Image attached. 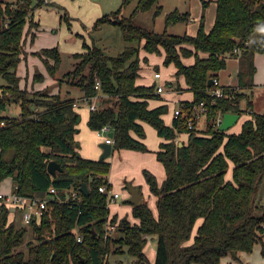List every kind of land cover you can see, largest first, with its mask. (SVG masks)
Returning a JSON list of instances; mask_svg holds the SVG:
<instances>
[{"label":"trees","instance_id":"trees-1","mask_svg":"<svg viewBox=\"0 0 264 264\" xmlns=\"http://www.w3.org/2000/svg\"><path fill=\"white\" fill-rule=\"evenodd\" d=\"M130 1L123 0L122 6ZM200 1L205 8L207 2ZM158 2L138 0L127 18L120 16V10L97 18L92 30L104 24L117 26L128 45L111 57L83 42V52L73 54V70L65 74L83 98L100 96L87 126L91 131L109 126L113 151H148L141 141L145 133L140 122L152 126L164 140L155 152L165 171L164 181L159 185L153 175L146 174L149 191L156 198V215L146 201H140L131 205L132 216L138 220L132 224L127 217H110L108 197L99 191L102 186L111 189L109 162L78 153L76 101L21 86L17 69L24 36L36 27L31 17L43 1L9 4L0 0V79L4 81L0 84V186L11 179L14 193L38 198L49 197V189H55L47 212L29 225L34 241L27 243L26 252L19 248L27 228L10 221V209L0 203V264H107L110 253L124 252L136 264H151L145 253L151 236L157 238L153 264H231L224 259L239 262L243 253H251L258 244L264 254V195L259 196L264 184V115L253 111L245 93L254 87V56L264 54V0H215L211 30L205 31L202 16L194 36L171 35L166 30L155 33L134 23L136 13L154 6L155 16L160 14ZM188 15L171 12L166 23L187 21ZM142 51L163 56V65L176 70L175 90L193 96L191 102H181V112L171 125L162 118L167 105L149 108V100L160 99L156 85L137 84L142 63L149 62L141 57ZM34 55L50 75L59 69L57 47ZM229 57L238 59L237 89L221 87L222 96L214 97L213 80ZM189 58L193 63L186 65L183 59ZM35 76V81H42L37 80L41 75ZM180 77L186 89L180 87ZM243 100H247L245 109L240 108ZM200 103L208 110L205 126L198 129L194 122L189 129L192 109ZM12 106L19 115H12ZM247 112L251 119L241 124L238 133L218 130L216 120L222 114ZM182 135L187 136L186 142ZM51 161L62 171L50 174ZM229 171L231 178L226 179ZM82 183L88 193H80L76 202L68 200L70 191H79ZM108 224L115 229L106 236Z\"/></svg>","mask_w":264,"mask_h":264},{"label":"rangeland","instance_id":"rangeland-1","mask_svg":"<svg viewBox=\"0 0 264 264\" xmlns=\"http://www.w3.org/2000/svg\"><path fill=\"white\" fill-rule=\"evenodd\" d=\"M3 1L9 4L17 2V0ZM36 1L37 0H32V2ZM54 2L56 4L51 6L52 9L48 8L46 10V8L40 7L42 9H38L39 12H37L35 17H39L41 19V17L46 18V15L50 14H53L54 16V24L49 25L50 21H46L45 23L41 21L40 25L50 27L48 29L49 36H43V40L46 45L52 46L50 48H58L61 58L59 69L55 72L53 76L50 75L47 72L41 58H39L37 55H34V53H36L34 52L32 53V56L29 57V60L27 62L24 61L23 67L19 71V77L21 80L22 87H26L29 91H31V89H34V86L37 83H40L37 88L44 86V89L46 91L60 93L62 98L73 99L76 101L75 103H78V105H80L78 107L79 109H77V113L79 114L80 120L77 125L76 133L78 134L75 135V141L79 146L78 153L82 155L83 158H85L87 154L89 155L94 153V151H92L94 146L98 145L99 147V144L104 142L105 136L102 133H100V136H97V132L99 131H91L88 128L86 119L89 115L88 104L83 101V94L81 90L78 87L73 86L69 82H67L68 78L65 77V74L72 71L74 68L75 59L73 58V54L79 53L78 51H81L82 49L83 41L82 36L80 35H84L85 43L91 45L94 44L96 47L101 48L108 56L115 57L123 51L124 47L128 44L123 40L121 31L117 26H113L111 24H104L96 30H92L91 28L97 18L103 15H109L113 12H117L118 10H120V16L126 18L130 17L136 9L138 0H131L125 6H122L123 0H55ZM158 6H161L160 14L155 16L156 7L154 6L146 12L136 13L133 16L134 23L140 26L141 28H144L148 31H153L155 33H162L166 30L171 35H183L186 34L185 31L190 29V27H195L194 25H187L190 24L188 23L189 20L170 24L166 23L167 14L174 11L179 12V10L186 11L180 13H188V18L190 17V15H193V11L199 13L202 10L201 17L203 16V23H205L204 21L206 16L204 17L203 11L206 10V8H203L202 2L200 0H159ZM91 19L93 20L90 23ZM86 29L89 30L86 35L81 34V32L79 31L82 30L86 32ZM151 59L152 62L149 61V63H151L149 65L142 63L141 71L139 72L138 82L139 84L144 86H150L153 84L163 85L164 93L160 95V99L169 97L171 92H173L177 86L174 75V79H171L170 77L173 66L163 65V56L152 54ZM156 67H158L159 72L162 75V78L158 79V81H155L153 79V74L157 70ZM35 75H41L43 79L37 80L42 81H35ZM0 84H4V81L2 79H0ZM27 85L30 86L28 87ZM186 93L188 92L183 91L177 94L180 99H185L187 97V95H185ZM263 95L264 94L262 91V87L257 86V89L254 90V94L252 96V104H254L255 111H257L256 113L262 115H264ZM246 106L247 104H245V107ZM14 108L16 107L12 106V115H19L17 109L14 110ZM244 116H246V113H243L238 122L231 127V130L233 132L239 130L241 122L244 121ZM250 119L251 115L248 120ZM164 121H166V119ZM204 126L205 121L204 118H202L197 123V128L203 129ZM143 127L145 133L144 144L148 149L147 152L129 150L130 152L125 153L129 154V157L126 159V162H124L125 156L123 153H121L122 150H119L114 151V153L107 159V162H109L110 164L108 180L112 182L111 184L114 191H127L126 188L128 184L136 185V181L139 180L142 181V183L139 184L144 185L145 182H147V173H150L156 179L155 174L157 173H155L153 170L155 169V166L161 169V165L159 164V162L156 161L153 152L155 138H158L157 132L152 126L147 123H145ZM86 159L93 160V158L91 157H86ZM229 173L230 171L227 173V175ZM8 182L9 181H7L5 185L7 188L4 187L5 191L9 187ZM263 195L264 184L262 185L259 192V196ZM122 200L123 199L119 200L116 205L113 204L112 209L114 211L124 212L123 209L130 207V204L123 203ZM144 201L148 202V207L155 213L156 202H153V200L149 197H146V195H144ZM256 213L260 214V212ZM13 215L15 217V223L18 226H23L27 228V233L25 235V243L19 248L20 251L26 252L27 243L34 241L33 232L31 231L29 226L23 224L21 219V211H16L13 213ZM128 221L130 222V220ZM156 239V236L149 237L148 244L145 248V253L150 260L155 255ZM152 249H154V255ZM107 258V264H136L134 258L126 252L117 254L110 253ZM223 262H229L231 264H264V254L262 253V247L260 244H258L254 246L251 253H243L240 256L239 262H236L235 260L229 258L224 259Z\"/></svg>","mask_w":264,"mask_h":264},{"label":"crops","instance_id":"crops-1","mask_svg":"<svg viewBox=\"0 0 264 264\" xmlns=\"http://www.w3.org/2000/svg\"><path fill=\"white\" fill-rule=\"evenodd\" d=\"M43 1V5H41V6H39L38 8H36L35 9V11H33V14H32V17H31V19H32V22L34 23V24H36V27H34V28H32L31 30H30V32L28 33V35H25L24 36V45H23V51H24V54L22 55V60H21V62H20V64L18 65V71H17V74H18V76H19V71H20V69L23 67V63H24V61H28L29 60V57H31L32 56V53H34V52H37V51H39V50H41V49H44V48H50V47H52L51 45H46L45 43H44V40H43V36H45V35H47V36H49V32H48V29L50 28V27H46V26H41L40 25V23H41V21L42 22H46V21H50V23H49V25H52V24H54L53 23V18H54V16H53V14H50V15H46V18L45 17H41V19L39 18V17H35L36 16V14H37V12H39V10L38 9H42V8H40V7H43V8H46V10L48 9V8H50V9H52V7L51 6H53L54 4H56L54 1L55 0H42ZM206 2H207V6L205 7L206 8V10H204L203 11V15H204V17L206 16V18H205V23H204V29H205V31L206 32H209L210 30H211V28H212V26H213V24H214V19H215V14H216V3H215V0H205ZM200 6V5H199ZM38 10V11H37ZM180 12H186V11H180L179 10V13ZM52 13H54V12H52ZM57 13V12H56ZM201 15H202V10L198 13V12H196V11H193V15L191 16L190 15V17L188 18V23H190V24H187V25H190V26H195L194 28L193 27H190V29H188V30H186L185 31V33L186 34H189V35H191V36H193L196 32H197V30H198V25H199V21H200V18H201ZM39 16V15H38ZM93 19H91L90 20V23H91V21H92ZM27 27H28V25H26L25 26V29H24V34L26 33V31H27ZM80 32H81V34H85L86 35V33H88L89 32V30L88 29H86L85 31L86 32H84V31H82V30H79ZM84 32V33H83ZM31 33L33 34V37L32 38H30V35H31ZM80 36H82V41L85 43V37H84V35H80ZM29 38H30V40H29ZM87 45H91V44H88V43H86ZM78 52H83V49H81V51H78ZM30 55V56H29ZM144 56H146L147 58H148V60L150 61V62H152V59H151V56L152 55H148V54H145L143 51L141 52V57H144ZM183 62L186 64V65H191L192 63H193V59L192 58H189V59H183ZM149 64H151V63H149L148 62V65ZM254 64H255V67H256V72H255V74H254V87H253V89L252 90H247V91H245V93L247 94V95H249L250 96V101L252 102V96H253V94H254V90L255 89H257V86H259V87H262V91H263V94H264V54H259V53H256L255 54V56H254ZM173 66V65H172ZM44 68V67H43ZM159 70V69H158ZM141 71V70H140ZM175 68H174V66H173V68H172V70H171V75H170V77H171V79H174L173 78V75H174V73H175ZM161 74V73H160ZM162 78V75H161V77L159 78V79H161ZM34 79H36V76L34 77ZM38 79V78H37ZM43 79V78H42ZM153 79L155 80V81H158V79H155L154 78V74H153ZM217 79H218V82H219V85L221 86V87H230V88H233V89H237V85H238V59L236 58V57H229V58H227L226 59V67L223 69V70H221L219 73H218V77H217ZM28 81V80H27ZM46 81V80H45ZM44 81V82H45ZM178 82H179V84H180V87L181 88H183V89H186V85H185V83H184V79H183V77H180L179 78V80H178ZM42 84V83H41ZM137 84H139V82H138V79H137ZM38 85H40V83H37L35 86H34V89H31V91H39V90H45L44 89V86H42V87H40V88H37V86ZM141 85V84H140ZM160 84H156V88L159 86ZM22 86V85H21ZM28 87L30 86V85H27ZM145 86H147V85H145ZM149 86V85H148ZM50 94H54V93H56V92H49ZM164 93V88H163V92L162 93H160L159 95H161V94H163ZM177 93H181V92H178V91H176L175 89H174V91L173 92H171V94H170V96L169 97H166V98H162V99H159V100H149L148 101V104H149V108H155V107H158V106H160V105H167V107H168V112H167V114H165V115H163L162 116V118L165 120L166 119V124L167 125H171L172 124V120H173V118H174V111H175V109L181 104V102H191L192 101V99H193V96H192V94L190 93V92H188V93H186L185 95H187V97L185 98V99H180L179 97H178V94ZM263 97H264V95H263ZM247 103V100H243L241 103H240V108L241 109H245V104ZM80 105H78V103H76L75 104V108H76V111H77V109H79L78 107H79ZM243 106V107H242ZM175 107V108H174ZM252 109H253V111L254 112H257V111H255V108H254V104H252ZM263 107V106H262ZM16 108H14V110H15ZM12 110V109H11ZM88 110H89V108H88ZM264 111V110H263ZM262 111V112H263ZM90 112V111H89ZM245 114V113H244ZM89 116V115H88ZM88 116H87V120H88ZM240 117L241 116H239V119H240ZM250 118V114L247 112L246 113V116H244V121L245 120H248ZM202 119V118H201ZM238 119V120H239ZM243 121V122H244ZM238 122V121H237ZM236 122V123H237ZM243 122H241V124L243 123ZM198 123V122H197ZM140 124L143 126L145 123H143V122H140ZM241 124H240V128H241ZM144 128V127H143ZM240 128H239V130L238 131H235V132H233L232 130H231V128L228 130V132L229 133H238L239 131H240ZM79 132V131H78ZM76 134H78V133H76ZM101 134H100V132H97V136H100ZM132 136L134 137V138H136V139H138V137L135 135V134H133L132 133ZM183 142H186V140H187V136L186 135H182L181 136V138H180ZM143 143L145 142V138L144 139H142L141 140ZM162 141H164L163 139H161V138H155V145H154V150H153V152H154V155H155V152L156 151H158L159 150V144L162 142ZM79 147V146H78ZM91 149V148H90ZM92 151H94V153H92V154H87L86 155V157H91V158H93V160H97V159H99V157H100V155H101V153H102V150H101V148L100 147H98V145L97 146H94V148H93V150ZM126 152H130L129 150H122V152L121 153H123L124 154V156H125V161L124 162H126V159L129 157V154H125ZM114 153V151L112 150V152H111V155ZM80 155V154H79ZM110 155V156H111ZM80 156H82V155H80ZM85 157V158H86ZM108 159V158H107ZM106 159V160H107ZM155 159H156V155H155ZM156 161H157V159H156ZM158 162V161H157ZM159 164L161 165V163L159 162ZM155 173H157V174H155L156 175V180H157V182H158V184L160 185L163 181H164V179H165V171H164V168H163V166L161 165V169H159L157 166H155V169L153 170ZM230 175H231V173H229L228 175H226V179H230L231 177H230ZM7 181H9L8 182V185H9V187H8V189L5 191L4 190V187L5 188H7L5 185H6V183H7ZM109 183L111 184L112 182L109 180ZM139 183H142V181L141 180H139V181H136V185H130V186H132L134 189H137L136 188V186L137 187H139L140 189H138L139 190V193H140V195L142 196V199H141V201H144V195H146V197H149L150 199H152L153 200V202H156V198L150 193V191H149V186H148V184H147V182H145V184L144 185H140ZM11 184V185H10ZM0 193H3V194H8V193H12L13 192V183H12V180L11 179H6L2 184H1V186H0ZM3 189V190H2ZM112 192H114V193H118L119 194V198L115 201V202H113V203H111V204H109L108 205V208H109V211H110V217L111 216H113V215H117V217L120 219V218H122V217H127V219L128 220H130V222L132 223V224H134V223H138V220H136V219H134L133 218V216H132V206H131V204H130V207L129 208H125V209H123V211L124 212H116V211H114L113 209H112V206H113V204H115L116 205V203H118V201L119 200H121V199H123L122 200V202L123 203H125V200L129 197V193H128V191H124V190H121L120 192H118V191H114L113 190V187H112V184H111V189H110ZM126 190H127V188H126ZM151 195V196H150ZM148 203V202H147ZM16 212V211H15ZM152 212H153V210H152ZM13 213H14V211L13 210H11V213H10V221L11 220H14L15 221V217H14V215H13ZM120 214V216H119V214ZM154 213V212H153ZM155 215H156V212L154 213ZM201 223V220H199L198 222H197V224H196V227L199 225ZM152 252H153V255H154V249H152ZM149 259V258H148ZM154 259H155V255H154V257L150 260L149 259V261H150V263L151 264H153V262H154ZM225 259H228V258H225Z\"/></svg>","mask_w":264,"mask_h":264},{"label":"built area","instance_id":"built-area-1","mask_svg":"<svg viewBox=\"0 0 264 264\" xmlns=\"http://www.w3.org/2000/svg\"><path fill=\"white\" fill-rule=\"evenodd\" d=\"M239 52L238 48L234 49V53L237 54ZM161 77V74L159 72L154 73V78L159 79ZM214 85H216V88L212 91V95L214 97H221L222 96V89L219 85L218 79L213 80ZM96 88H99V83H96ZM157 94H160L163 92V85H159L156 88L155 91ZM99 95L94 96L93 98H83V101L88 104L89 111H95L97 109V106L99 105ZM76 104V103H75ZM74 104V106H75ZM182 105L180 104L174 111V116L179 115L181 112ZM207 108L203 105V103H200L198 106L193 107L192 109V117L188 121V128L191 129L193 127L194 122H199L201 118H204L207 114ZM222 115L216 120V126L218 127L221 123ZM112 131L109 126H104L100 129V133L104 134V142L108 144H113V140L111 137L108 136V134ZM99 191L108 197V204H111L115 202L119 198L118 193L112 192L110 189H107L105 186H102L99 188ZM80 191L71 190L68 196V200H72L73 202L78 200ZM52 194H55V189L50 188L49 189V197L47 198H38V197H28L19 195L17 193H8L3 194L0 193V203L3 204L5 207L11 210L15 211H21V219L24 225L29 226L32 221L34 220H40L43 215L48 210V203L50 201V198L52 197ZM115 229V226L108 224L106 227V236L111 234ZM77 240L80 242L81 237L78 236Z\"/></svg>","mask_w":264,"mask_h":264},{"label":"water","instance_id":"water-1","mask_svg":"<svg viewBox=\"0 0 264 264\" xmlns=\"http://www.w3.org/2000/svg\"><path fill=\"white\" fill-rule=\"evenodd\" d=\"M209 84L212 83V80L210 79L208 81ZM8 111V109H7ZM239 119V115L237 114H233V113H224L222 114V120L220 125L218 126V130L219 131H227L229 130L232 126H234L236 124V122ZM80 118H78V122H79ZM109 137L113 136V133L110 132L108 134ZM180 145H182V143H180ZM78 146V144H77ZM99 147L102 150V153L99 157L100 160H106L107 158L110 157L111 152H112V145L102 142L101 144H99ZM48 172L50 174H55L56 172H61L62 168L60 167V165L58 163H56L55 161H51L49 162L48 166H47ZM79 191L83 194L86 195L88 193V189L86 184L82 183L79 187ZM127 191L129 193V197L125 200V203L131 204V205H136L138 204L141 199L142 196L139 193L138 189H134L132 188V186L128 185L127 186Z\"/></svg>","mask_w":264,"mask_h":264}]
</instances>
